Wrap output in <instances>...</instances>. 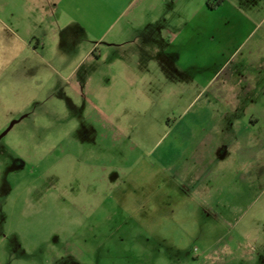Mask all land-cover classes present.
<instances>
[{
  "label": "rangeland",
  "instance_id": "1",
  "mask_svg": "<svg viewBox=\"0 0 264 264\" xmlns=\"http://www.w3.org/2000/svg\"><path fill=\"white\" fill-rule=\"evenodd\" d=\"M21 6L0 0V264H264L257 64L247 70L260 79L252 91L245 79L246 97L230 117L247 127L227 134L214 127L196 155L171 161L174 153L157 146L167 121L185 108L168 93L175 79L158 73L143 94L111 108L109 93L110 107L98 106L91 82H82L92 67L80 62V45L64 36L61 49V37L45 31V49L28 50L25 19H14ZM257 22L254 58L262 62L264 21L245 20L243 29Z\"/></svg>",
  "mask_w": 264,
  "mask_h": 264
},
{
  "label": "crops",
  "instance_id": "2",
  "mask_svg": "<svg viewBox=\"0 0 264 264\" xmlns=\"http://www.w3.org/2000/svg\"><path fill=\"white\" fill-rule=\"evenodd\" d=\"M210 2L212 7L207 0H199L198 6L196 0H18L24 11L14 19H25L18 22L26 26L21 41L32 52L45 49V31L61 37L60 47L64 36L69 45H80L85 52L80 62L90 59L92 67L90 80L80 77L91 82L98 106L110 107V98L106 103L103 96L111 93V108H117L118 98L152 89L159 82L158 73L171 75L175 80L168 93L185 100V108L172 123L167 121L157 147L168 149L174 153L171 161H178L196 155L214 127L225 134L247 127L240 121L238 129L230 117H238L246 97L245 79L251 91L260 79L248 72L249 64H257L264 76V61L255 62L260 22L248 32L243 29L245 20L264 21V9L254 5L264 0ZM223 41L224 50L218 46ZM102 111L114 116L118 110ZM165 149L156 155L159 161L163 162Z\"/></svg>",
  "mask_w": 264,
  "mask_h": 264
},
{
  "label": "trees",
  "instance_id": "3",
  "mask_svg": "<svg viewBox=\"0 0 264 264\" xmlns=\"http://www.w3.org/2000/svg\"><path fill=\"white\" fill-rule=\"evenodd\" d=\"M207 5H208L209 7H212V6H213V4L210 2V0H207Z\"/></svg>",
  "mask_w": 264,
  "mask_h": 264
}]
</instances>
